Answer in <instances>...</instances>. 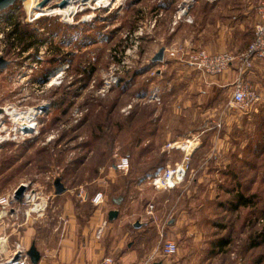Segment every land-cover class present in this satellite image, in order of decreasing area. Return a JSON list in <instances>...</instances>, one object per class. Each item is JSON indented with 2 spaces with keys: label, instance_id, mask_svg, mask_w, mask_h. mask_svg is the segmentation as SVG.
I'll return each mask as SVG.
<instances>
[{
  "label": "rangeland",
  "instance_id": "1",
  "mask_svg": "<svg viewBox=\"0 0 264 264\" xmlns=\"http://www.w3.org/2000/svg\"><path fill=\"white\" fill-rule=\"evenodd\" d=\"M112 1V7L86 9L73 18L67 17V22L61 15H41L26 23V10L21 2L7 8L6 12L15 17L11 23L2 25L4 35L0 45L9 64L0 70V108L19 110L12 116L19 124L21 118L27 122L35 119L36 127L33 128L36 130L18 140L0 144V171L3 170L0 173V195L9 194L18 185L26 184L24 192L31 191L36 196L34 203H46L45 212L55 217L58 214L55 207L66 201H70L79 212L86 213L89 208L97 207L90 199L95 192L101 191L105 208H118L128 228L133 229L129 222L143 219L139 222L146 226L147 245L150 250H156V260L162 259L160 247L169 238L175 240L179 253L167 259L168 264H176L178 254L189 250H192L187 253L190 257H186L189 264H264V244L253 249L248 247L250 240L264 226L263 121L255 118V113L250 110L244 115L240 131L236 125L226 131L222 111L229 101L230 91L225 89L216 97L210 92L202 93L203 85L199 86L193 108L188 113L174 112L175 105L165 90L169 84L156 73L151 74L162 64L151 62L153 54L151 48H147L150 45L147 42L150 43L158 30L187 29L186 16L176 19L173 24L179 0ZM96 2L102 6L101 1ZM256 2L248 0L245 7H249L247 16L252 29L257 13L251 5ZM43 9L37 13L43 14L53 7ZM219 13L213 12L215 16ZM188 14L192 18L190 12ZM235 14L239 15V12H228V18ZM0 21L3 24V20ZM17 26V38L24 32L29 38L35 36V39H24L31 45L36 44L34 48L50 37L51 43L40 55L41 59L35 58L38 47L33 49L34 55L33 51L25 54L21 53L22 43L10 41L11 32ZM51 28L55 30L51 31ZM138 28L152 34L143 39L145 43L140 42L137 46L133 69L125 73L120 84L109 93L99 96L96 90L102 72L111 62V54L121 53L131 45L128 35ZM32 30L37 34L33 35ZM11 42H14L12 46ZM225 51L237 54L228 49ZM144 59H148L147 63ZM31 62H35L32 71L21 75V66L30 67ZM61 67L65 68L63 75L47 82V77ZM143 69H146L144 73L131 81L133 72ZM155 86L164 88L165 96L162 94L160 103L145 99ZM180 86H184L183 90H190L185 83ZM190 91V94L183 95V99L197 92L196 89ZM128 104L131 107L126 109ZM34 110L39 112L33 116ZM218 122L221 127L216 126ZM140 125L142 130H139ZM192 136H198L203 144L193 151L196 158L189 161L183 182L171 189L156 190L150 186L145 175L152 172V168L173 166L183 158L182 151L170 149L167 143L181 142ZM220 136L229 139L224 148L212 143V138ZM135 138L139 143L131 144ZM239 140L240 146H244L238 156L235 150L239 151V145L235 149L234 143L239 144ZM259 140L263 144L259 151L263 153L261 156L255 155L254 142ZM144 148L147 150H142ZM226 151L228 157L223 159ZM209 154L210 158L207 157ZM118 156L129 159V169L125 173L113 169ZM221 171L228 177H222ZM56 178H60L65 187V191L58 195L54 189ZM126 180L132 181L129 187H119L125 185ZM221 186L222 191L228 186L239 188L246 195L256 193L259 198L257 206L241 207L239 213L221 211L215 206V201L225 198L219 191ZM148 202L154 204L152 216L144 212ZM177 219L183 220L180 227L174 224ZM213 222L225 224V229L215 228ZM187 230L193 235L191 240L186 235ZM218 236L229 237L230 245L219 251L211 250V241ZM207 250H211L209 253L213 257L207 258Z\"/></svg>",
  "mask_w": 264,
  "mask_h": 264
},
{
  "label": "crops",
  "instance_id": "2",
  "mask_svg": "<svg viewBox=\"0 0 264 264\" xmlns=\"http://www.w3.org/2000/svg\"><path fill=\"white\" fill-rule=\"evenodd\" d=\"M247 1L196 0L189 10L193 20L192 22H188L187 29L183 30L181 27H178L177 29L158 30V33L155 32V35L153 33L154 36L151 38L150 43L146 40L147 44H150L147 48H151L153 55L160 47L169 48L174 46H183L187 49L205 48L210 52L225 51L227 49L234 53L241 52L245 50L253 37V25L247 16L249 7L245 8ZM257 3L258 0L251 7L256 9ZM7 10L0 11V20H3V24L0 21V32L4 31V26L2 25L11 23L14 20L13 17H15L10 15V12L7 13ZM213 12H220L219 16H215ZM228 12H239V15L235 14L228 18ZM33 28L36 29V27ZM31 33L33 35L37 34L33 30ZM13 38L14 34L9 38L10 41H13ZM30 38L35 39V36ZM142 42L145 43L143 40ZM35 46L36 44H33L25 51H21V53H29L33 49H36L34 48ZM143 61L147 63L148 59H144ZM159 63L162 65L156 67V75L163 78V81L169 84L165 90L169 92L167 96L171 97L175 105L174 112L184 111L188 113V110L193 108L199 86L203 85L205 88L201 91L202 93L210 92L213 96H216L225 89L230 91V84L235 79L233 69H230L223 75L206 76L199 73L193 67L177 63L173 59L165 58ZM248 78L257 87L262 96L261 103L253 110L255 113L254 117L264 123L263 60H256L254 62L253 72ZM183 83L189 86L190 90L196 89L195 95H187V98L183 99L185 93H191L190 90H183L184 86H180ZM161 90L162 94L165 93L163 92L164 88ZM163 95L165 96V94ZM222 114L224 115L223 128L226 131H229L232 125H236L235 127L237 128L239 127V131L242 129L241 125L246 114L226 109V107L223 109ZM212 143L219 148H224V146L229 144V139L228 137L220 136L212 138ZM254 143L262 145L260 140ZM202 144L203 142L199 140V145L193 151L196 152ZM240 144V140L239 144L237 142L234 143L235 149L239 145V151L235 150L238 156L239 154L241 155V150L244 146V144L241 146ZM194 152L191 153V157ZM227 153L226 151L222 156L223 159H227ZM207 157L210 158L211 154ZM214 157H217L215 153ZM103 204L91 209L89 208L85 213L84 211L79 212L70 201H66L63 205L55 207L58 213L55 217L48 216L47 211L43 215L33 213L27 217L24 211L25 208L19 206L18 203L14 204L13 216L0 218V259L10 256L17 243L26 249L34 243L40 254L37 264H143L147 261L156 260L154 256L156 250H150L147 245L146 226L144 223L136 228L133 226L134 222H129L133 227V229H130L121 217V211L118 208H105L106 204ZM109 210L118 211L117 217L111 221L107 219ZM139 221H143V219ZM103 222L106 224L103 234L99 239H96L95 230ZM181 223H183V220L179 219L174 222L178 227L181 226ZM186 235L188 239L190 238L189 240L193 237L189 230L186 231ZM176 236L179 237V234ZM210 249H213L212 245ZM214 249L217 250L216 248ZM211 250H207V252L209 253ZM191 252L192 250H189L182 255L178 254L176 264H189L186 257L187 253L190 254ZM212 255L209 253L207 258L213 257ZM189 257L190 255L187 258ZM108 259L109 261H106Z\"/></svg>",
  "mask_w": 264,
  "mask_h": 264
},
{
  "label": "built area",
  "instance_id": "3",
  "mask_svg": "<svg viewBox=\"0 0 264 264\" xmlns=\"http://www.w3.org/2000/svg\"><path fill=\"white\" fill-rule=\"evenodd\" d=\"M32 1H36L38 6L39 2H41L42 0ZM60 1L61 0H50L44 7H54L53 5L57 4ZM72 1L77 7L79 5H84L78 7L79 10L74 12L72 18L75 14L83 12L86 9L96 10L98 7H112L113 5V3H111V5L108 4L104 6H99V4H96V1H93L95 6H93V3L90 4L91 6H87V3L85 2H82L85 4H81V2L79 1ZM195 1L196 0H179L176 6V16L175 20L173 21V24H175L176 21L182 16H186V22H192V19L189 16L188 12ZM29 3L27 0L21 1L22 7H24L26 10V17L24 20L26 23H31L34 20H37V12H39L40 9L44 8L34 7L29 9ZM83 8L84 10H82ZM256 13L257 20L254 24L252 40L250 41L248 47L240 53L233 54L228 51L210 52L205 48L187 49L183 46H174L164 48L163 59L169 58L175 60L177 63L187 64L193 67L195 70L199 71L202 75L206 76L223 75L230 69H233V71L235 72V79L230 84V97L229 101L227 102L226 109L234 110L242 114H247L250 110H254L262 101V96L260 92L248 77L253 72L254 62L256 60L264 61V0H258L256 6ZM60 17L64 20V22H67L62 16ZM7 29H9V27H6V30ZM150 34L151 32L149 30H143L142 28H138L137 30L129 33L128 35L131 45L127 46L121 53L113 52L111 54V62L108 64L107 68L102 72L100 84L96 90V93L99 96H105L107 93H109L110 90H112V88L118 84L120 78L125 73L133 69V65L137 59V46L140 44V42H142L145 37H148ZM3 35L4 33L1 31L0 39L3 38ZM50 43L51 39L50 37H47V40L40 46V48L42 49L40 50L39 48L37 54L35 55V58L37 60L41 59L40 55L44 54L46 46ZM1 56L4 57L3 46L0 45V57ZM29 66L30 67H28V65L21 66L20 74L23 76L25 74L28 75L32 71V68L35 67V62H31ZM63 69L65 68L61 67V69L59 71H56L54 75L49 78L47 77V82H50L52 78H56L58 76L59 77L56 78V80L59 79L64 73ZM155 73L156 71L152 70L151 74ZM161 96L162 90L160 89V87L155 86L145 97V99L149 102L152 101L160 103ZM130 107L131 104H128L125 108L129 109ZM29 110L22 111L20 113H26ZM18 112L19 110H17L15 107L0 108V144L7 141L18 140L19 138L30 134L31 131L27 133L21 126H19V123L12 117L13 114H16ZM216 126L221 127V122H218ZM197 137L198 136H192L182 140L181 142L177 141L173 143H167L170 149H179L180 151H182L183 158L180 163H175L173 166H160L157 167L153 172L146 174L145 177L148 180V184L156 190H161L171 189L183 182V179L188 169V163L190 161L191 153L199 145V139ZM116 159V162L113 164V169L122 173L127 172L130 164L128 157L118 156L116 157ZM24 185L25 187H27L26 184ZM16 188L9 194L0 195V218H3L4 216L12 217V213L14 211L13 206L14 204H16V202H18L19 206H25L24 211L27 214V217L33 213L36 215L44 214L46 203L42 201L34 203L33 201L36 196H34L31 191L23 192L22 197L19 200H16L14 198V192ZM90 201L94 206H99L103 204V193L101 191H97L91 197ZM153 211L154 204L152 202H148L145 207V214L148 216H152ZM105 225V222H103L100 226L96 228V239H99L103 234ZM177 253V243L175 242V240L168 238L163 241L160 247V255L162 259L147 261L143 264H154L157 262H159V264H168L166 260L173 257ZM106 261H109V259ZM0 264H31V262L27 255V249L24 248L21 244L17 243L15 244L14 251L10 256L4 259H0Z\"/></svg>",
  "mask_w": 264,
  "mask_h": 264
},
{
  "label": "trees",
  "instance_id": "4",
  "mask_svg": "<svg viewBox=\"0 0 264 264\" xmlns=\"http://www.w3.org/2000/svg\"><path fill=\"white\" fill-rule=\"evenodd\" d=\"M16 26V24L14 25ZM18 26L17 28H15L11 34H14V38H13V41H16L19 42V44L22 45L21 47V51H25L29 46H31V43L30 42H26L24 41V39L28 38V34L27 32H24V33H20L19 35V38H17V33H18ZM51 31L52 30H55L54 28H51L50 29ZM38 43H42V40H38L37 41ZM14 44V42H11L10 45L12 46ZM38 47V46H37ZM36 47V49H37ZM146 69H143V70H137V71H134L132 76H131V81H134V79L137 77V76H140L142 74V72L144 73ZM124 76V75H123ZM122 76V77H123ZM121 81V80H119ZM118 84H120V82H118ZM117 84V85H118ZM135 114H133L134 116ZM140 119V118H139ZM131 122H133L131 120ZM139 130H142V126L140 125L139 127ZM148 137H150L151 135H146ZM147 137V138H148ZM136 139V138H135ZM142 140V138H140ZM89 143V142H88ZM131 144H138V139L136 140H131L130 141ZM255 148L257 150V152H255L256 154L255 155H260L262 153H260L259 151L263 149V144L262 146L259 145V144H255ZM142 150H147L146 148L142 149ZM194 158H196L195 156V153L192 155L191 157V160H194ZM76 164H77V160L75 161ZM161 165H158V166H155L154 168L151 169V171L153 172L157 167H160ZM190 165H188L189 167ZM0 169H2L0 167ZM3 170L0 171V173L2 172ZM220 175H222V177H228L227 173L226 172H219ZM131 180H126L124 181L125 185L123 184L122 186L120 185L119 187H126L128 188L129 185L131 184ZM226 188L225 191H222V186H221V189H219L220 192H222L224 195H225V198H220L221 200H217L215 201V206H217V208H220L221 211H229V212H236V213H239V208L241 207H248V206H252V207H256L257 204H258V196L256 193H252L250 195H246V194H243V192L239 191V188H236V189H233L231 187H228V186H224ZM118 188V187H117ZM116 190V188H115ZM213 226L215 228H218V229H221V230H224L225 229V224H220V223H217V222H213L212 223ZM212 247H213V250H215L214 248H216L218 251L219 249H225L228 245H230V238L227 237V236H218V238H214L212 241ZM264 244V226L262 228V230L260 232H258L252 240H250L249 242V248L250 249H253L254 247H257L259 245H262ZM215 250V251H217Z\"/></svg>",
  "mask_w": 264,
  "mask_h": 264
},
{
  "label": "water",
  "instance_id": "5",
  "mask_svg": "<svg viewBox=\"0 0 264 264\" xmlns=\"http://www.w3.org/2000/svg\"><path fill=\"white\" fill-rule=\"evenodd\" d=\"M18 1L21 2L23 0H0V11L7 9L8 7L12 6L14 3ZM49 1L50 0H42L41 2H39L38 7L40 8L44 7ZM67 3H68L67 0H61L60 2L55 4L54 7L63 8L67 5ZM163 57H164V47H160L151 57V62L153 63L161 62L163 60ZM8 64H9V61L6 60L3 56H1L0 57V70L6 69ZM54 189H55V194L57 195L65 191V187L62 184L60 178H56L54 180ZM24 191H25V185L23 184L18 185L14 192V198L16 200H19L22 197V194ZM117 215H118L117 210H109L107 213V219L111 221L115 219ZM141 224H142L141 222L136 221L133 223V226L137 228V227H140ZM27 255L29 257L31 264H37L40 254L34 243L31 244V246L27 249ZM154 264H159V262L154 263Z\"/></svg>",
  "mask_w": 264,
  "mask_h": 264
},
{
  "label": "bare ground",
  "instance_id": "6",
  "mask_svg": "<svg viewBox=\"0 0 264 264\" xmlns=\"http://www.w3.org/2000/svg\"><path fill=\"white\" fill-rule=\"evenodd\" d=\"M28 1V3H29V9L30 8H34V7H38L37 6V3H36V1L35 2H33L32 0H27ZM69 3L65 6V7H63V8H59V7H53V9H48L45 13H39V14H37L36 15V18H37V16H41V15H61V16H63V17H65L64 19H65V21H69V19H66L67 17H71L73 14H74V12H76V11H78L79 9H78V7L80 6H82V5H79L78 7L73 3V1L72 0H67ZM81 2V4H85V3H87V4H90V3H93V1L95 2V1H97V0H76V2ZM99 1H101L102 2V6H104V5H111V0H107V1H105V0H99ZM82 2H85V3H82ZM84 6V5H83ZM45 9H40L39 11H44ZM82 10H84V8L82 9ZM59 77V76H58ZM36 110H34V111H32V113L31 114H33V116L36 114ZM39 112V111H38ZM37 112V113H38ZM19 122H20V124H19V126H21L26 132H29V130L31 131V130H33V129H35V128H33V126H35L36 125V120L35 119H32V121L31 122H27L25 119H23V118H21V120H19ZM36 127V126H35Z\"/></svg>",
  "mask_w": 264,
  "mask_h": 264
}]
</instances>
